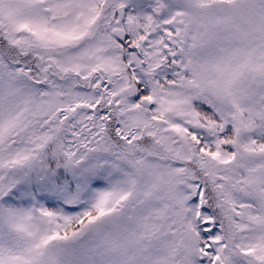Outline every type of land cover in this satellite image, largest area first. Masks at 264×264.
<instances>
[{"label":"snow or ice","instance_id":"6c2138e0","mask_svg":"<svg viewBox=\"0 0 264 264\" xmlns=\"http://www.w3.org/2000/svg\"><path fill=\"white\" fill-rule=\"evenodd\" d=\"M0 264H264V0H0Z\"/></svg>","mask_w":264,"mask_h":264}]
</instances>
